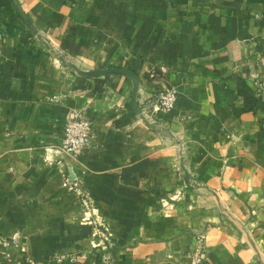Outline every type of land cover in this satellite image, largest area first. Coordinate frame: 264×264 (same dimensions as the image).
Segmentation results:
<instances>
[{
	"label": "crops",
	"instance_id": "obj_1",
	"mask_svg": "<svg viewBox=\"0 0 264 264\" xmlns=\"http://www.w3.org/2000/svg\"><path fill=\"white\" fill-rule=\"evenodd\" d=\"M69 63L136 73L145 119ZM200 234L202 264H264V0H0V264H194Z\"/></svg>",
	"mask_w": 264,
	"mask_h": 264
},
{
	"label": "built area",
	"instance_id": "obj_2",
	"mask_svg": "<svg viewBox=\"0 0 264 264\" xmlns=\"http://www.w3.org/2000/svg\"><path fill=\"white\" fill-rule=\"evenodd\" d=\"M161 72H166V68L162 67ZM156 70L153 71L155 76ZM177 102V91L175 89L168 90L159 94L151 105V114L168 113L174 109ZM150 114V115H149ZM94 139L92 121L82 110H73L69 117L65 119L63 126V141L61 144V152L67 154L72 159L77 160L83 155L84 151L91 145ZM72 189L77 192L83 199L86 207H90L92 199L90 194L85 191L81 183L76 181L72 183ZM204 235L200 234L198 237V245L192 252V259L194 264H202L207 249L202 245Z\"/></svg>",
	"mask_w": 264,
	"mask_h": 264
},
{
	"label": "water",
	"instance_id": "obj_3",
	"mask_svg": "<svg viewBox=\"0 0 264 264\" xmlns=\"http://www.w3.org/2000/svg\"><path fill=\"white\" fill-rule=\"evenodd\" d=\"M21 15L26 20L25 16L22 13H21ZM27 23H28L29 27L34 32H36L35 29L32 27V25L28 21H27ZM68 66L71 67L72 69H74L79 75L84 76V77H100V76H104V75L112 74V73H119V74H124V75L128 76L134 84V89L132 92L131 108L135 114H137V115H139L145 119L143 111L140 109L138 102H137V94H138V90L140 87V79L136 73H134L133 71H131L129 69H125V68L93 69V70L86 71V70H82V69L78 68L73 63H69Z\"/></svg>",
	"mask_w": 264,
	"mask_h": 264
}]
</instances>
